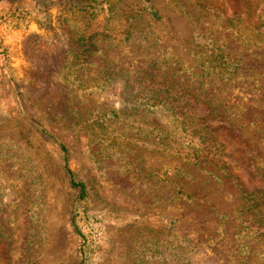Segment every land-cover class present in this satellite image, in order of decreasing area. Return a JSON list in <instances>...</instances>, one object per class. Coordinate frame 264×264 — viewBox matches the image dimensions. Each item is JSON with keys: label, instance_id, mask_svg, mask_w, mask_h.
I'll use <instances>...</instances> for the list:
<instances>
[{"label": "rangeland", "instance_id": "rangeland-1", "mask_svg": "<svg viewBox=\"0 0 264 264\" xmlns=\"http://www.w3.org/2000/svg\"><path fill=\"white\" fill-rule=\"evenodd\" d=\"M153 1L159 21L139 23L127 43L97 44L82 77L103 87L87 97L95 105L144 113L154 123L170 126L168 111L149 99L146 78L183 79L181 84L201 97L227 105L264 164V56L243 48L224 24L191 20L167 1ZM63 5L62 0L0 3V240L5 242L0 264H264L260 245L239 231L241 200L231 178L128 141L117 152L105 145L95 153L98 146L88 149L86 142L68 134L75 92L63 78L65 57L58 53L43 71L25 48L27 39L40 41L30 39L32 35L41 42L66 41L62 19L76 17ZM206 29L244 59L240 75L231 82L200 83L204 78L192 75L200 70H189L194 65L189 42ZM256 53L264 55V50ZM58 139L68 148L71 169L88 184L86 201L79 202L68 185ZM171 177L187 185L193 200L173 199L176 188L167 182ZM167 219L176 221L169 231L164 228ZM169 233L175 235L176 251L161 244L170 240ZM245 242L250 249L240 246Z\"/></svg>", "mask_w": 264, "mask_h": 264}, {"label": "trees", "instance_id": "trees-1", "mask_svg": "<svg viewBox=\"0 0 264 264\" xmlns=\"http://www.w3.org/2000/svg\"><path fill=\"white\" fill-rule=\"evenodd\" d=\"M3 1L0 0V3ZM165 1L175 12L191 20L209 18L215 21L211 23L214 26L224 24L226 30L232 31L243 41V48H247L255 57L264 56L263 53H256L264 50V0ZM62 2L76 17L62 19L61 29L66 40L63 41L66 44L64 49L62 40L41 42L42 38L38 35H32L30 39L40 41L31 44L27 39L25 46H31L25 48L35 56L37 61L34 66L43 71L48 67V60L55 58L58 53L65 57L63 78L67 80L71 91L75 92L71 94L73 100L69 111L68 134L86 142L88 149L98 146L95 153H99L105 145L117 152L128 141L130 144L152 146L158 153L177 158L189 167L211 175L220 171L233 180L238 191L241 203L236 219L242 237L258 243L259 253L264 255V164L259 163V157L251 148L242 126L238 120H233L225 103L201 97L189 84L182 85L183 79L153 81L146 78L149 83L147 86H151L152 90L151 95L148 93L152 104L165 108L172 117L170 126H164L154 123L151 115L101 107L87 97L103 87L99 84L90 85L82 77V71H85L84 68L97 52V44L101 40L127 43L136 34L139 23L159 21L160 14L154 1ZM37 23L42 27L43 22ZM215 37L216 33L207 29L198 30L188 45V55L194 63L189 70H200L192 73L193 76L204 78L200 83H208L206 79L231 82L240 75L243 66L241 54L230 51ZM41 53L44 55L39 56ZM39 130L49 136L42 127ZM58 140L62 152V169L68 185L77 192L79 202L86 201L88 184L71 169L68 148L62 139ZM167 182L176 188L173 199L193 200V192L178 177H171ZM165 224V230L169 231L176 221L167 219ZM72 225L77 234L82 236L74 217ZM168 236L170 240L165 242L162 239L161 244L166 249L176 251L175 235L169 233ZM4 246L5 242L0 240V251ZM240 246L250 249L248 242Z\"/></svg>", "mask_w": 264, "mask_h": 264}]
</instances>
